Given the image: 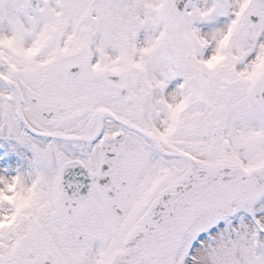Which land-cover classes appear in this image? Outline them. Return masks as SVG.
Returning <instances> with one entry per match:
<instances>
[{
	"label": "snow or ice",
	"instance_id": "6c2138e0",
	"mask_svg": "<svg viewBox=\"0 0 264 264\" xmlns=\"http://www.w3.org/2000/svg\"><path fill=\"white\" fill-rule=\"evenodd\" d=\"M0 264H264V0H0Z\"/></svg>",
	"mask_w": 264,
	"mask_h": 264
}]
</instances>
